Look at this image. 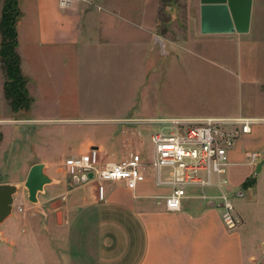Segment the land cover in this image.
Instances as JSON below:
<instances>
[{
  "label": "crops",
  "instance_id": "crops-1",
  "mask_svg": "<svg viewBox=\"0 0 264 264\" xmlns=\"http://www.w3.org/2000/svg\"><path fill=\"white\" fill-rule=\"evenodd\" d=\"M26 1L32 6L36 33L25 54L20 51L18 32V53L33 103L27 111L10 109L4 97L5 77L0 66V104L4 107L0 112V172L9 164L10 153L30 160L23 164L20 179L0 181V185L19 187L13 214L0 225V264L262 263L264 229L258 228L256 220L252 224L241 213L243 225L229 230L223 221V208L210 206L211 202H221L220 195L229 190L226 187L213 196L206 194L207 188L196 189L207 197H189L181 211L169 212L165 197L171 189L159 186L156 173L151 170L148 179L135 190L122 183H108L107 199L99 202L97 183L76 184L75 178L64 171V160L60 162L57 155H81L95 147L106 160L110 153L112 161L124 159L129 151L125 129L120 136L113 133L107 139L98 136L99 129L93 127H104L101 130L109 133L113 132L109 127L113 123L134 124L140 120L112 112L98 114L96 110L92 115H81L71 106L72 96L78 97L80 92L84 65L109 78L122 59L143 73L140 88L148 87L153 74L148 63L158 47L157 38L165 42V54H161L166 57L174 47H182L177 42L263 43L264 0H185V32L176 38L170 36L168 29L161 30V0H73L67 9L59 6V0ZM199 118L207 117L169 120ZM17 123L56 129L50 132L53 135L43 136L41 128L25 130ZM86 123L89 126L85 131L80 124ZM245 146L243 139L230 151L231 166L247 165L249 147ZM256 148H264V137ZM248 165L245 172L235 175L238 179L232 181L231 188L255 175L256 166ZM35 166H42V175L51 183L37 192L32 202L26 182ZM167 173L161 170L159 180L169 181L170 170ZM57 200L63 207L61 223H52L47 208ZM16 211L23 215L15 216ZM72 248L78 256L74 262L70 256Z\"/></svg>",
  "mask_w": 264,
  "mask_h": 264
},
{
  "label": "rangeland",
  "instance_id": "rangeland-1",
  "mask_svg": "<svg viewBox=\"0 0 264 264\" xmlns=\"http://www.w3.org/2000/svg\"><path fill=\"white\" fill-rule=\"evenodd\" d=\"M2 7L3 0H0V15ZM19 8L21 13H24L18 26L19 38L22 43L20 51L28 54L29 45L34 40L36 33L32 6L26 0H19ZM184 14L185 0H164L159 15L161 30L168 29L173 38L183 37L185 32ZM177 43L182 47H174L168 57L161 54L162 50L158 44L153 59H150L151 64L148 63L153 69L151 83L145 88L139 86L144 80L143 73L138 71L137 66L128 62L124 63L122 59L116 63V70L109 78L98 74L95 68L92 71L84 65L80 92L78 97L74 96L75 98H73L72 96L71 106L81 111V115H92V111L96 110L98 114L112 112L114 115L118 113L119 116L127 115V117L140 119L136 120L134 124L113 123L109 126L113 132L109 133L101 130L104 127L93 128L99 129L98 136L107 139L113 133L120 136L125 129L126 142L129 144L128 156L131 153L140 152L143 158L149 162L153 160L154 155V146L150 141V136L164 128L172 130L175 120L169 119L184 116H233L259 119L261 121L252 126V133L241 139L245 140V147H249L248 153H260V158L256 163L257 170L258 164L264 160V148H256L259 140L264 137V42ZM183 48L188 51H184ZM144 65L147 67V64ZM74 94L77 95L75 88ZM3 110V103H1L0 112ZM143 119L154 120L144 121ZM15 125L25 130L39 128L36 124L17 123ZM80 125V128L85 131L89 126L87 123ZM5 126L7 125L5 124ZM40 128L44 130L43 136L53 135L50 132H54L53 130L56 129L45 126ZM165 130L167 131V129ZM56 133L59 134V132ZM58 134L55 135L59 136ZM138 145L139 150L137 151ZM18 155L16 153L8 155L9 164L1 170L0 181H14L23 176V164L27 163L30 157L25 159ZM64 156L59 154L57 159H60V162L61 160L65 161L67 156ZM113 159L114 157L110 153L107 161ZM250 161L248 159L247 165L241 167L229 165L227 174L219 180L227 181L225 187L229 189L227 194L235 207L233 214L238 221L237 228L244 223L242 213L252 220V224L256 220L258 228L264 229V219H262L264 217V165L260 174L257 175L255 170L254 176L248 178L239 187L231 188L232 181L238 179L235 175L245 172L249 168ZM169 170L165 169V172L167 173ZM53 171V168L49 170L51 174ZM212 179L214 187L206 189V194L210 196L220 192V189L215 187L218 178L213 176ZM248 182L252 184L247 188L244 184ZM238 193H242L243 196L238 197ZM202 195V191L192 190L188 196L194 198ZM256 201H258L257 205L254 204ZM47 211L50 214V221L52 223L57 221V211L50 207L47 208ZM22 215L18 211L15 212V216ZM259 229L254 228L253 231L261 233ZM72 251L71 262H74L73 260H76L78 256L73 248ZM260 264H264V261Z\"/></svg>",
  "mask_w": 264,
  "mask_h": 264
},
{
  "label": "built area",
  "instance_id": "built-area-1",
  "mask_svg": "<svg viewBox=\"0 0 264 264\" xmlns=\"http://www.w3.org/2000/svg\"><path fill=\"white\" fill-rule=\"evenodd\" d=\"M72 2L73 0H59V6L67 9ZM260 121L246 117L175 120L172 130L164 128L151 135L154 146L151 162H146L140 152L131 153L124 159L107 161L101 156L100 149L93 147L84 154L67 157L64 171L72 179L78 177L80 183L83 177L87 179L86 182L96 181L97 200L105 202L106 183H122L127 189L135 190L148 179V172L153 170L158 185L171 189L165 197L166 211L179 212L192 190L214 187L213 176L218 178L215 187L220 190L225 187L227 181L219 179L227 174V167L231 165L230 151L243 137L250 135L252 126ZM258 158L260 153L246 154L251 165L256 166ZM163 169L171 170L169 181L159 180V173ZM220 200L224 204V224L227 229L235 230L238 221L233 214L235 207L227 192L220 195Z\"/></svg>",
  "mask_w": 264,
  "mask_h": 264
},
{
  "label": "trees",
  "instance_id": "trees-1",
  "mask_svg": "<svg viewBox=\"0 0 264 264\" xmlns=\"http://www.w3.org/2000/svg\"><path fill=\"white\" fill-rule=\"evenodd\" d=\"M163 2L161 0V4ZM21 16L19 0H3L0 16V66L5 77L4 97L13 112L27 111L33 103L18 53L17 27ZM251 184L248 182L244 186L248 188Z\"/></svg>",
  "mask_w": 264,
  "mask_h": 264
},
{
  "label": "water",
  "instance_id": "water-1",
  "mask_svg": "<svg viewBox=\"0 0 264 264\" xmlns=\"http://www.w3.org/2000/svg\"><path fill=\"white\" fill-rule=\"evenodd\" d=\"M156 44L160 45L162 53L165 54V42L161 39H156ZM264 165V160L261 161L256 170V174H260L262 171V167ZM42 166H35L32 168L29 178L26 182V188L29 194V200L33 202V197L37 194V192L43 191V187L47 184L51 183V180L46 176H43L41 173ZM76 184H79V178L76 177ZM86 178H82V182H86ZM19 187L13 184H1L0 185V225L13 214V205H14V197L18 194ZM237 196H243L242 193H238ZM210 206L214 207L217 206L219 208L224 207L223 203H215L211 202ZM61 200H57L51 204V209L58 211L57 212V221L58 223L61 222L62 211Z\"/></svg>",
  "mask_w": 264,
  "mask_h": 264
}]
</instances>
